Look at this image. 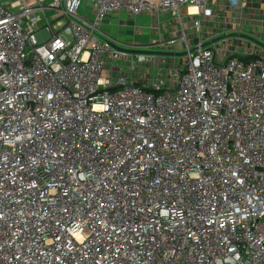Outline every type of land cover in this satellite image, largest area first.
<instances>
[{
	"label": "built area",
	"instance_id": "1",
	"mask_svg": "<svg viewBox=\"0 0 264 264\" xmlns=\"http://www.w3.org/2000/svg\"><path fill=\"white\" fill-rule=\"evenodd\" d=\"M248 4L0 0V264H264V49L241 37L264 21ZM142 15L157 53L185 55L122 51L108 22Z\"/></svg>",
	"mask_w": 264,
	"mask_h": 264
},
{
	"label": "rangeland",
	"instance_id": "2",
	"mask_svg": "<svg viewBox=\"0 0 264 264\" xmlns=\"http://www.w3.org/2000/svg\"><path fill=\"white\" fill-rule=\"evenodd\" d=\"M15 0H2L4 4H9ZM48 3H51L53 0H47ZM87 3L84 2L80 9L79 14L84 15L87 14L89 9L86 8ZM55 14V15H54ZM245 17L252 18L258 16L257 19L264 21V0H249L248 8L244 10ZM56 16V12L49 13L47 12V16L51 18L52 16ZM187 18V17H186ZM173 19V18H172ZM215 20L210 22L208 28L205 32V40H212L214 37L218 35H222L221 28L223 27V20L219 18L215 23ZM45 20L41 21L38 26V33L36 34L38 41L43 43L50 39L51 35L44 29ZM191 20H188V23L185 25V28H190ZM112 24V26L110 25ZM151 24V18L146 15H142L136 18H129L127 16H122L120 19L111 18V20L107 24V28L111 29L113 33V39L117 41L122 46L132 47L131 49H135L139 52H154L157 53L158 49L154 48L153 43L158 39L157 35L150 34L149 27ZM109 25V26H108ZM165 25L167 28H171L170 17H165ZM186 35L188 39L195 40L196 36L194 32H182V35ZM244 35H251L250 32H244ZM257 36L262 38L259 40L261 43H264V34H260L256 32ZM175 38H179L178 32H175ZM121 46V47H122ZM125 50L126 48H120ZM127 50V49H126ZM162 57H156L157 61H160Z\"/></svg>",
	"mask_w": 264,
	"mask_h": 264
},
{
	"label": "water",
	"instance_id": "3",
	"mask_svg": "<svg viewBox=\"0 0 264 264\" xmlns=\"http://www.w3.org/2000/svg\"><path fill=\"white\" fill-rule=\"evenodd\" d=\"M229 37H235V35H231ZM241 37L257 46H259L260 48L264 49V43H261L258 39L251 37V36H246V35H241ZM219 40V39H218ZM216 40V41H218ZM124 52H128V53H132V54H147V55H154V56H162V57H175V56H183L185 54H174V53H154V52H139L136 50H123Z\"/></svg>",
	"mask_w": 264,
	"mask_h": 264
},
{
	"label": "bare ground",
	"instance_id": "4",
	"mask_svg": "<svg viewBox=\"0 0 264 264\" xmlns=\"http://www.w3.org/2000/svg\"><path fill=\"white\" fill-rule=\"evenodd\" d=\"M194 10H195V11H194ZM191 11H192V13H195V12H196V9H192Z\"/></svg>",
	"mask_w": 264,
	"mask_h": 264
},
{
	"label": "crops",
	"instance_id": "5",
	"mask_svg": "<svg viewBox=\"0 0 264 264\" xmlns=\"http://www.w3.org/2000/svg\"><path fill=\"white\" fill-rule=\"evenodd\" d=\"M109 26V25H108ZM112 26V25H111ZM107 30H109L111 32V29L110 28H107ZM112 33V32H111ZM113 34V33H112Z\"/></svg>",
	"mask_w": 264,
	"mask_h": 264
},
{
	"label": "clouds",
	"instance_id": "6",
	"mask_svg": "<svg viewBox=\"0 0 264 264\" xmlns=\"http://www.w3.org/2000/svg\"><path fill=\"white\" fill-rule=\"evenodd\" d=\"M57 44H58V42H57Z\"/></svg>",
	"mask_w": 264,
	"mask_h": 264
},
{
	"label": "snow or ice",
	"instance_id": "7",
	"mask_svg": "<svg viewBox=\"0 0 264 264\" xmlns=\"http://www.w3.org/2000/svg\"><path fill=\"white\" fill-rule=\"evenodd\" d=\"M195 11V10H194Z\"/></svg>",
	"mask_w": 264,
	"mask_h": 264
}]
</instances>
